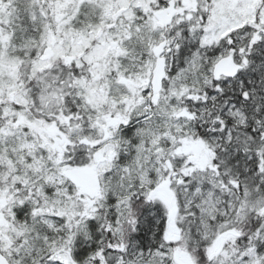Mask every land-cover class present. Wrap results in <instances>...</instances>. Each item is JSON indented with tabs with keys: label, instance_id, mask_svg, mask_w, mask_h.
Wrapping results in <instances>:
<instances>
[{
	"label": "snow or ice",
	"instance_id": "6c2138e0",
	"mask_svg": "<svg viewBox=\"0 0 264 264\" xmlns=\"http://www.w3.org/2000/svg\"><path fill=\"white\" fill-rule=\"evenodd\" d=\"M0 264H264V0H0Z\"/></svg>",
	"mask_w": 264,
	"mask_h": 264
}]
</instances>
